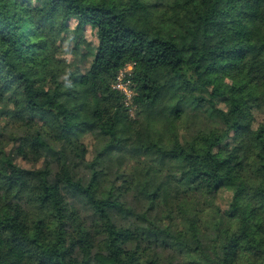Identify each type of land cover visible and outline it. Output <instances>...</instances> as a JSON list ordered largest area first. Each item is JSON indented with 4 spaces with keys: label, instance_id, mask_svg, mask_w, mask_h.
<instances>
[{
    "label": "trees",
    "instance_id": "16d2710c",
    "mask_svg": "<svg viewBox=\"0 0 264 264\" xmlns=\"http://www.w3.org/2000/svg\"><path fill=\"white\" fill-rule=\"evenodd\" d=\"M65 43L84 44V69L60 57ZM253 46L264 47V0H0V96L24 131L0 134V264L264 261V116L251 128L245 98L264 80ZM127 63L129 107L110 88ZM230 136L257 174L243 210L217 158Z\"/></svg>",
    "mask_w": 264,
    "mask_h": 264
},
{
    "label": "rangeland",
    "instance_id": "374dc122",
    "mask_svg": "<svg viewBox=\"0 0 264 264\" xmlns=\"http://www.w3.org/2000/svg\"><path fill=\"white\" fill-rule=\"evenodd\" d=\"M70 27L74 24L72 22L69 23ZM81 38L85 43L94 46L95 45V37L93 35V30H91L88 26H85L81 32ZM60 51V57H62L65 62L72 63L73 66L78 67L79 69H84L87 66L88 58H83L81 56L85 51L84 44H81L79 50L75 52L72 50V44L65 43ZM253 52L257 53L260 56H264V47L262 46H253ZM241 75L235 76H226L224 81L226 83H237L238 77ZM246 103L250 108V112L252 115V122L250 127L253 128L255 125L261 121L264 116V80L260 82L258 88L254 90L252 87H246L245 91ZM219 105V104H218ZM12 106L6 96H0V134L2 135V139L7 140L6 134L8 130L17 131L19 135H21L23 131V127L17 126L16 122L11 118L13 115ZM133 115V113H132ZM250 127L248 129H250ZM245 131V129H244ZM24 132V131H23ZM14 134H12L13 136ZM80 140L83 142L86 155V161L90 160L93 153V140L91 134H84L81 136ZM95 140V139H94ZM12 144H7L6 149L11 148ZM220 159V169L227 173V175L240 186V192L238 194V202L237 207L239 210H243L244 199L247 197H251L250 195H254V190L251 188V182L255 179L257 175L253 168L249 167L247 164V160L243 154V148L241 145L240 137H232L230 136L226 145L222 146L221 151L217 156ZM29 159H21L20 157L15 158V162L23 167H31ZM113 167H116L114 163H112ZM39 165V162L36 163ZM35 165V166H36ZM131 165L127 166L125 164L122 165V168L126 170L129 169ZM227 193H223V198H220V206L221 208H225L227 204ZM229 198V197H228ZM237 241V237L235 233H231L230 237V247H229V255L234 251V244ZM226 258V257H225ZM235 258V257H230ZM204 261L203 257L194 256L191 264H202ZM224 264H264L262 258H237L232 261H225Z\"/></svg>",
    "mask_w": 264,
    "mask_h": 264
},
{
    "label": "built area",
    "instance_id": "2783aa9c",
    "mask_svg": "<svg viewBox=\"0 0 264 264\" xmlns=\"http://www.w3.org/2000/svg\"><path fill=\"white\" fill-rule=\"evenodd\" d=\"M132 63L125 64L116 73L113 81L110 83V88L116 90L122 98L125 106H130L133 101L134 89L128 78H125L131 69Z\"/></svg>",
    "mask_w": 264,
    "mask_h": 264
}]
</instances>
